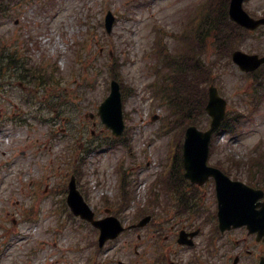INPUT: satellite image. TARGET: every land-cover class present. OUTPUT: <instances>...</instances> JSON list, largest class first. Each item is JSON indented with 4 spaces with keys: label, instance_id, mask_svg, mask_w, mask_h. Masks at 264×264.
Wrapping results in <instances>:
<instances>
[{
    "label": "rangeland",
    "instance_id": "374dc122",
    "mask_svg": "<svg viewBox=\"0 0 264 264\" xmlns=\"http://www.w3.org/2000/svg\"><path fill=\"white\" fill-rule=\"evenodd\" d=\"M43 1L45 0H25L18 7H13L12 17L5 20L3 26L0 27L2 28L0 39H7L10 36L17 40L25 28L30 29L31 32L28 33H31L33 38L39 42L32 44V57L37 63H46L45 60H51L60 66L65 76L64 87L67 86L66 92L69 95L77 88L76 86H79V82L69 73L72 66H79L75 63L77 57L74 52L75 44L88 40L84 51L89 55L88 63L94 66V73L88 72L89 81L93 82L96 78L93 83L94 87L83 92L85 95L78 96L77 100L80 104L76 109L79 113L73 112L72 123L65 125L64 118L58 119V122L63 125L57 129L59 133L63 130L62 127L67 128L70 132L67 139L74 137L77 146L85 141L78 139L79 136L94 140V142L111 139L109 130L104 128L99 120L94 119L97 123L93 126L94 120L84 117L86 112H95L96 109L91 106H94L108 93L107 86L110 81L107 66L110 57L123 63L121 74L124 86L134 89L133 93L126 95L124 106V112L128 113L126 123L132 138V149L129 151L121 146L115 148L103 146L91 151L85 159V165L80 167L83 172L80 178L82 185L86 186L88 195L93 197L94 203H100L102 194H112L116 185L119 184L117 166L123 157H126L125 165L131 168L137 180L140 181V178L147 177L149 183L153 174L162 168L161 163L170 151V134L161 133L162 119L167 115L168 110L155 104L149 89V84L154 79L151 67L155 59L150 54L155 36L154 29L160 26L169 31L179 30L194 6L203 0H46V3L41 4ZM106 6L117 16L111 34L106 33L104 25H101L102 22L104 24ZM247 6L260 12L264 9V0H249ZM166 42L171 49L176 44L172 38H166ZM242 48L244 51L251 49L254 52L263 51L264 40L248 39ZM207 57L210 59V51ZM217 68L218 84H221L229 95L226 97L230 102V111L248 114L250 110H254V113L251 118H240L241 123L235 134L222 133L216 137L211 159L215 161L229 156H234L236 159H247L254 146L259 141L264 142V99L259 108H251L249 102L251 96H244L247 87L244 86V79L240 74L230 66L220 65ZM61 89L62 87H58V90ZM0 96L5 95L0 94ZM7 107L6 101H0V111H5ZM155 115L159 119H154ZM83 121H89L87 132L83 131ZM79 122L83 123L79 126ZM33 128L37 129L36 136L39 132L46 134L49 130L44 123L42 125L33 124L31 129ZM90 129L96 130L95 135H91L88 131ZM23 130L13 128L0 135L3 144L1 151H4L0 153V156L2 153L4 155L9 152L16 159L15 165L5 174L3 164L0 163V179H3L0 183V264H69V262L81 264V258L86 257L87 251L82 253L77 251L75 243L78 234L74 230L64 229L60 232L59 251L55 248L53 235L45 232L55 223L52 218H48L50 213L46 210L48 206L46 203L42 201L37 203L40 219V222L36 224L38 228L26 221L14 223L19 213L27 208L26 203L30 205L35 203V197L7 195L10 190L24 184V179L17 180L15 177L17 170L27 168L29 162L28 157L19 156L21 151L27 154L29 150V147L24 146L22 142ZM61 143L56 145H61ZM13 148L14 150H11ZM44 157L39 162L46 169L41 171L39 167L35 177L42 180L46 175L53 173L52 170L47 169L58 165H61L60 168H65L61 154L54 149H49ZM68 172L70 169L59 177L64 179ZM233 174L242 179L247 178L245 168L238 172L234 169ZM47 181L48 179L41 182V189ZM132 188L135 193L140 186L138 188L136 185ZM51 237L53 240L49 239ZM38 243L42 247H38L35 251Z\"/></svg>",
    "mask_w": 264,
    "mask_h": 264
},
{
    "label": "flooded vegetation",
    "instance_id": "af4514ba",
    "mask_svg": "<svg viewBox=\"0 0 264 264\" xmlns=\"http://www.w3.org/2000/svg\"><path fill=\"white\" fill-rule=\"evenodd\" d=\"M170 178L177 187L174 201L152 210L150 222L132 242L114 249L123 259L119 264H264L263 231L246 224L220 227L213 180L197 186L183 173Z\"/></svg>",
    "mask_w": 264,
    "mask_h": 264
},
{
    "label": "water",
    "instance_id": "95a60500",
    "mask_svg": "<svg viewBox=\"0 0 264 264\" xmlns=\"http://www.w3.org/2000/svg\"><path fill=\"white\" fill-rule=\"evenodd\" d=\"M242 2L243 0H232L231 2V16L234 20L248 27H254L264 22V19L254 20L253 18L249 17L248 14L243 10ZM112 22L113 17L111 14H109L107 18V25L109 29L111 28ZM234 58L246 69L252 68L250 64L255 66L257 65V62L254 64L251 61L252 57L242 52H236ZM208 109L215 117L212 124V130L206 133H200L195 127L191 126L187 131V142L185 145L187 164L190 167L192 165H197L204 171V173H201L200 170L199 173L196 170H189L188 175L194 180L200 182H202L209 174V172H207L202 165L205 164V160L208 155V142L210 139V133L219 125L224 111V102L216 96L214 90L211 92V101ZM100 114L103 118V121L108 126L112 127L117 135L122 133L124 129V122L122 115L121 94L119 85L116 83L113 84L111 96L101 105ZM225 180L228 181L227 179ZM220 188L222 191L219 196L221 195L220 197L222 198V203L224 206L221 212L223 219H230L231 221H239V223H241V219L244 218V213H246L247 216L250 215L252 208L250 203L245 200L251 196V193L236 187L234 188L233 185H229V183H225V185L220 184ZM70 204L76 213L86 214V205L83 203L79 192L76 189L74 179L71 183ZM243 221H245V219Z\"/></svg>",
    "mask_w": 264,
    "mask_h": 264
},
{
    "label": "trees",
    "instance_id": "16d2710c",
    "mask_svg": "<svg viewBox=\"0 0 264 264\" xmlns=\"http://www.w3.org/2000/svg\"><path fill=\"white\" fill-rule=\"evenodd\" d=\"M220 1L221 0H215V4ZM0 3L2 2L0 1ZM210 14L211 12H208L202 17L201 24H191L189 26V31L192 34L188 38L187 44H190V46L191 44L196 45L199 50L198 59L197 55H191L192 57H189L188 59L172 61L177 65V71L171 75V79L169 80L170 83L168 81L170 85L168 91H160V93L164 95V100H167L170 109L172 110L174 124L181 127L177 141L180 140V135L183 132L182 127L190 122H197L200 115L204 113V96H194L196 93H204V88L197 83L198 75L199 79L206 78L209 71V66L203 64L204 62L201 57L203 49L201 47H203V41L207 37V31L214 34L216 39L218 38V41L223 39L222 24L221 22L218 23V20L220 17L226 15L223 11L217 8L215 9L212 18H209ZM41 80L42 79L37 81ZM195 110L196 112H194Z\"/></svg>",
    "mask_w": 264,
    "mask_h": 264
}]
</instances>
